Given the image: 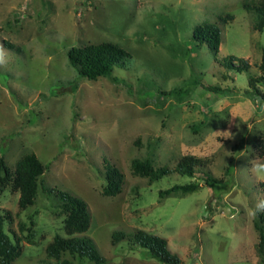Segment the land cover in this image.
Returning a JSON list of instances; mask_svg holds the SVG:
<instances>
[{
    "label": "rangeland",
    "instance_id": "1",
    "mask_svg": "<svg viewBox=\"0 0 264 264\" xmlns=\"http://www.w3.org/2000/svg\"><path fill=\"white\" fill-rule=\"evenodd\" d=\"M242 3L0 0V156L13 169L33 152L47 166L32 205L19 209L9 185L0 194V215H10L4 229L21 239L12 264L43 263L47 243L65 236L56 190L87 204L84 235L104 264H165L127 238L111 242L114 231L136 229L164 237L179 264H259L249 207L264 197V181L249 161L259 156L254 144L264 134V100L245 90L249 77L262 73L264 31L253 27ZM206 21L221 30L216 55L192 38ZM102 41L130 53L113 70L118 81L80 77L68 60L70 47ZM227 56L236 58L232 68L221 64ZM239 59L247 62L241 71L234 68ZM180 87L188 89L182 99L166 93ZM257 87L264 92V81ZM183 154L204 159L196 173L221 182L172 172L150 183L131 168V159L148 156L173 168ZM106 162L124 175L115 196L102 194ZM191 181L196 190L159 197V190ZM31 220L33 242L19 230ZM72 264L96 263L77 256Z\"/></svg>",
    "mask_w": 264,
    "mask_h": 264
},
{
    "label": "trees",
    "instance_id": "2",
    "mask_svg": "<svg viewBox=\"0 0 264 264\" xmlns=\"http://www.w3.org/2000/svg\"><path fill=\"white\" fill-rule=\"evenodd\" d=\"M243 8L253 16V27L258 31H264V0H243ZM230 16V15H229ZM221 30L214 22H204L196 25L192 30V38L198 41V44L206 42L214 55L219 51L221 42ZM10 45L9 43H7ZM69 62L77 69L80 77L96 79L98 77H108L113 81H118L117 76H113L115 67L124 66V61L130 56L119 44L102 41L99 43H88L80 46H72L67 51ZM236 58L227 56L224 64L227 68H232ZM242 65H236L234 68L238 71L246 68L247 62L239 59ZM261 74L259 76H250L248 85L251 89H246L245 94L252 100L260 98L264 100V92H260L257 83L264 81V49L262 50L261 62L259 64ZM207 89L215 93H224L226 90L217 85H207ZM164 93V91H160ZM166 93L173 94L182 99L188 93L187 88H173ZM255 150L259 156H264V134L259 136L254 144ZM204 159L192 154H183L176 161L173 168L167 165H157L151 157L131 159V168L134 174L148 178L151 183L172 172L188 175L190 177L199 176L205 182H221V177H214L208 173L198 175L196 167L203 165ZM39 158L33 152L24 153L11 169L2 156H0V194L9 185L11 189L18 192L17 206L23 210L34 203L39 180L46 169ZM106 183L102 194L105 196H115L120 193L124 182L122 171L110 162H106ZM230 168H227L228 172ZM199 187L197 181H191L185 184H173L171 187L159 190V197L163 198L174 193H187L196 190ZM49 189V193L54 192ZM56 195L60 199L58 204L60 214L63 215L62 223L65 236L56 234L46 245V258L41 264H72V260L78 257H87L96 264H104L106 259L100 256L94 247L92 240L84 235L90 224V215L87 204L84 200L63 190H56ZM10 217L9 213L0 215V264H12L21 252L20 237L13 234V240L4 229V218ZM254 227L258 232V241L256 251L259 256V264H264V213H261L254 219ZM33 220L30 226L25 222L19 223V230L27 231L23 235L26 240L33 242L35 229L32 228ZM12 236V235H11ZM127 238L132 244H137L149 251V255L161 263L179 264L181 259L172 253L167 246V240L159 235L148 233L143 229H136L132 234L123 231H114L112 233L113 244ZM68 255V256H66Z\"/></svg>",
    "mask_w": 264,
    "mask_h": 264
},
{
    "label": "clouds",
    "instance_id": "3",
    "mask_svg": "<svg viewBox=\"0 0 264 264\" xmlns=\"http://www.w3.org/2000/svg\"><path fill=\"white\" fill-rule=\"evenodd\" d=\"M2 49V45H0ZM264 159V156H256L249 161L251 173L261 181H264V164H259L256 161ZM249 213L253 218L258 217L261 213H264V197L257 198L256 202L249 207Z\"/></svg>",
    "mask_w": 264,
    "mask_h": 264
}]
</instances>
